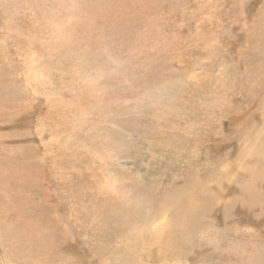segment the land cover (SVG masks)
<instances>
[{"label": "rangeland", "instance_id": "rangeland-1", "mask_svg": "<svg viewBox=\"0 0 264 264\" xmlns=\"http://www.w3.org/2000/svg\"><path fill=\"white\" fill-rule=\"evenodd\" d=\"M0 264H264V0H0Z\"/></svg>", "mask_w": 264, "mask_h": 264}, {"label": "bare ground", "instance_id": "bare-ground-1", "mask_svg": "<svg viewBox=\"0 0 264 264\" xmlns=\"http://www.w3.org/2000/svg\"><path fill=\"white\" fill-rule=\"evenodd\" d=\"M117 8H119V7L117 6ZM161 223H162V222H161ZM157 224H158V223H157ZM159 228H160V227H159ZM157 232H158V231H157ZM162 234H163V233H162ZM158 235L161 236L159 233H158ZM162 240H163V239H162ZM160 257H161V256H160ZM156 258H157V257H156Z\"/></svg>", "mask_w": 264, "mask_h": 264}]
</instances>
